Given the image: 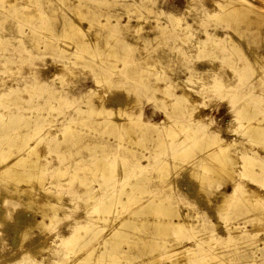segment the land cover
I'll return each mask as SVG.
<instances>
[{
	"label": "rangeland",
	"instance_id": "obj_1",
	"mask_svg": "<svg viewBox=\"0 0 264 264\" xmlns=\"http://www.w3.org/2000/svg\"><path fill=\"white\" fill-rule=\"evenodd\" d=\"M36 1L15 0L20 7L22 5L30 6L23 11L21 9L17 10V15L15 12V14L10 12L12 5L6 7L1 5L3 2L0 1V16L3 17L5 14L10 13L7 18L0 19V86L3 85L5 87L14 84L19 89V92L10 97L22 98L23 96L22 99L24 100L22 102L25 105L21 102V107L17 108L15 106L17 103L15 102V105H12L13 107L9 108V111L25 110L23 112H28L37 109L45 115V118L40 123L32 122L28 126L29 129L38 126H41L43 131L51 126L56 129L53 130L57 131L56 136L54 135L55 137L51 134L42 140V143L45 142L46 146H43L41 160L46 162V167L43 169L41 175L43 183H45H42V185L46 186L45 188L51 192L54 191L52 193L60 195L59 198H61L63 206L57 213L51 214L53 221L51 218L45 219L46 228H31V235H27L21 245L15 239V217L22 212L32 215L34 214V209L28 203L21 202L18 197L16 198L10 194H5V196L3 193L5 187L0 182V211L3 214L0 217V264H13V262L14 264H19L18 262L26 264L32 260L35 261L33 264H72L73 258L79 254L92 253L94 256L97 255L96 250L94 252L91 251L94 248L98 249L97 252L101 254L102 249L100 247H103L105 244L101 246L99 244L103 240V237L108 238L115 226L124 219V215L127 217L130 214L132 208L139 206V209L149 210L156 207L160 208V206L167 207L169 204L170 207L174 205V208L179 209V211L189 212L190 216L187 215V217L190 218L192 216V225L186 226V229L184 227L177 235H175L176 233L174 235L162 234L158 236V239L155 232L157 222L164 217H168L164 214L148 213L138 220L139 228L133 230V233L139 236L149 233L151 239H158L159 243L162 244L160 250L153 252L152 248L148 247V243L144 245L141 241H138V247L134 252L121 256L120 259L111 258V252L117 251L123 245L126 249L128 247L124 242H116L109 248L110 253L105 252L104 261L106 262L96 260L92 262V255H90L91 262L89 264H142L143 262H148V260L150 261L152 256L156 257L179 247H182V250L187 245H189L190 250L191 248L193 250H191L192 253L186 254V259L182 261L183 264H191L189 259H194L195 256L202 257L204 252H207L201 250L205 244L196 246L200 237L202 239L208 233L218 230L223 233V240L220 237L215 242L216 244L213 242L215 246H209V243H207L204 247H216V249L213 248L214 251L211 250L212 253L222 254L224 257L222 261L215 262L217 260L212 259L213 261L211 260L204 264H264V243L259 240V238L264 237V234L260 233L254 239L241 235V238L237 236L238 238L233 239V236L229 237L228 228L226 227L227 224L229 227L230 224L234 226L239 223L242 225V228L245 226L244 229L249 228L252 230L258 227L261 228L264 225V220L258 221L251 218L252 214L247 216V213L240 212L237 210V206L234 207L231 204L227 205L226 211L217 212V207L215 206L217 196L213 194V191H220L223 188L229 191L233 189V183L227 181L229 180V177L226 176L227 172L221 171V176L216 178L217 180L204 179V188L209 191V194H206L207 197L211 198L210 201L196 194L197 190L194 189L193 185H190L192 180L187 177L189 169L196 168V166L192 165L195 161L194 159H196L195 157L201 156L205 151L217 147L221 143L231 142L232 139H237L245 145L235 146L233 152L239 153L244 150H250L255 153V156L259 155L264 159V146H262L264 145V141H253L251 134L245 131L246 124H249L250 121L252 122L258 117L261 118L262 116L261 123H263L264 112L260 111H264V99L262 100L264 98V81L259 80L261 72H250L245 67L241 69V73H236L237 76H235V73H231L232 67L229 66V63L222 62L217 57L219 54L231 53L236 60V66L244 64L239 60L240 54L233 53L234 50L231 49V44L229 45L226 41H221L216 45L207 46L205 53L204 51L196 52V48L194 47L196 43L195 38L190 42H188L189 39L186 41V38L178 39L174 32L175 30L173 31L176 26L172 24L171 19L166 17L167 13L173 12L183 16L182 22L184 24L193 20L192 24L198 27L197 34L195 35L200 34V36H204L205 32L201 30L213 26H217L223 31L229 29V26H225L223 22H221L222 25L220 24L221 19L213 17L214 11H221V7L214 5L212 0H67V3H65L66 0H49L50 2L38 0L35 3ZM251 1L257 3L258 6L264 4V0ZM70 2L72 3L70 4ZM85 3L87 5L92 4V7L95 5L98 8H102L103 12L107 14H121L123 22H127L130 18L131 22L135 25L138 24V26H133L132 28L131 26L124 27L125 30L123 28L119 29L120 32L119 34L117 33L114 40L108 42L112 43V46L115 45L120 48L119 53L121 57L119 56L118 59L114 56L106 55L104 60L98 51H93L94 53L81 52L83 55L78 52L76 53L79 50V45L75 42V39L83 34L72 29H70L72 31L66 32L67 35L71 33L72 36L69 34L66 37L63 34L62 25L67 20L72 19L77 25L85 26L86 37L90 41H93L96 36L92 32L96 28H98L97 30L100 29L102 34L99 36V40L104 45L106 44L103 32H107L109 29L97 25L100 23V20L105 19V15L98 16V19H96L95 16L97 15L87 13L89 14L87 17L93 21L91 22L93 25L89 26V19L80 20L82 18L78 17L70 8L73 5L80 4L83 7V11L89 10V6H85ZM262 6L264 7V5ZM18 11H22L25 15L27 13H38L41 18L40 16L36 18L23 17V14L19 16ZM112 19L115 20V17L113 16ZM158 21L166 24L167 28L164 34H159L155 38L160 28H151V25L156 24ZM39 23L53 24L56 33L48 34V39L46 38L47 36H41V39L31 41L33 33L30 30ZM128 28L130 30H126ZM41 31H44L46 34L43 28H41ZM21 32L27 34L22 33V35ZM124 36L126 37L124 38ZM149 37L151 38L150 40L148 39ZM91 44L93 43L91 42ZM262 44L260 43V45ZM93 45L95 46V44ZM252 45L255 44L252 43ZM107 47H110V45H107ZM191 48L192 51H189ZM183 49L185 52L182 51ZM187 49L188 51H186ZM161 51H164V53ZM149 56H155V58L148 60L147 57ZM149 62L153 63L154 66H150ZM210 62L211 64H209ZM57 64L61 67L64 65L63 68L65 69L57 73ZM208 64L211 68H206ZM219 66H223L222 71H218L217 67ZM220 72L228 75L226 77H230L232 82L241 80L240 84L236 83V85L238 84L237 87L235 85L233 87L232 83H230V87L228 85V87L224 86L226 89L224 87V89H220L219 85L216 87L212 80ZM97 79H100V81ZM109 80L113 83H108ZM117 81H121L122 84H117ZM211 82H213V85ZM182 85L195 92L190 97L191 99L178 97V100H176L177 95L181 93ZM90 88H96V94L92 92L88 93L87 91ZM130 88L138 91L139 95H137L136 91H131ZM172 92L173 94H177L176 98H174L175 95ZM100 93L102 97L99 95ZM126 96L129 99L126 103L122 102V104L125 103L129 106L119 104L118 98ZM149 96L154 97L155 100L150 99L148 101ZM11 98L6 100V103L10 102ZM192 98L193 100H197L193 102ZM131 99H136V101ZM103 106L112 108V111L102 112L101 108ZM141 106H143L142 116L151 121H159L161 123L159 124L160 128L142 127L138 132V135L141 136L140 144L126 142V139H120L116 133L115 135L114 132H111L113 120L122 121L128 118L127 113L137 112ZM236 109H240L243 113L245 111H253L259 112V114L250 118L244 115L241 116L240 114V118H238L237 114L239 115V113H236ZM62 112H66L69 117L70 115L71 117L74 115L81 124L82 122L84 124L86 122L90 124V127H93L88 129L90 134L83 133L70 148L61 142L66 135L62 125L65 123L64 120L67 122L68 119V117L61 116ZM58 119L60 120L58 121ZM104 119H111L110 125L106 122L108 126L104 122L100 123ZM166 121L167 123H165ZM84 124L82 125L84 126ZM203 125L207 126V128L195 135H201V138L204 135V138L197 140L198 143L194 145L193 137L188 133L192 129L197 130L196 127ZM169 127L176 131L175 135L168 131ZM182 128H186L187 130L183 131ZM211 129L219 130L216 131L217 133H213L210 132L212 131ZM178 137H182V145H179V143L176 145L179 141L178 139H180ZM58 141L59 143H57ZM215 141L218 142L216 143ZM210 142L215 144L211 143L213 144L211 145ZM102 144L105 146H102ZM188 148L189 150H187ZM14 149L16 151L15 154L23 152V150L17 151L16 148ZM142 153L147 154L155 161V164L147 167L146 170L134 171L132 173L130 183L140 182L142 190H135V197L130 195L123 202L113 203L111 205V214L108 213V215L114 221L105 223L103 228H97L98 233L93 231L94 228L78 232L77 237H79V240H86L88 242L87 245L75 246L74 251L78 252L77 254L76 252L74 253V255L76 254L75 256L72 253H69V256L66 255L69 244L66 241H62V239L65 235H69L71 226L80 219L81 222H99L100 215H104V213L100 210L99 212H95L93 208L97 205L100 194L104 192L105 195L113 193L114 196L118 193L122 186L119 177L124 173L121 170L123 168L132 169V164L141 157ZM98 157H102L103 160L98 162ZM108 161L114 163L109 164ZM159 161H162V163H159ZM237 165L234 167L238 170L235 172L236 178L239 177L238 179L241 181L245 180V183H254L255 181L252 180V176H242V162L239 164L242 166L239 167ZM101 168H115L117 170L116 172L107 174ZM239 169L241 170L239 171ZM92 170H96V174L92 173ZM198 170H201V168L199 167ZM211 173V171H204L206 175ZM103 177L108 180H105ZM254 177L258 178L259 175H255ZM259 179L262 180L261 177ZM193 183L196 182L193 181ZM30 184L35 189H40L39 187H41V183L36 182V180H31ZM97 187L98 189H96ZM100 187L105 190H101ZM126 188L131 190L129 185ZM89 191L92 193H88ZM96 193L99 196H96L98 199L94 197ZM156 193L163 198V201L158 200L159 197L154 198L158 200L157 202H160L159 204H154L155 200H151V198L157 196ZM29 197L30 195L27 191L22 194L23 200ZM237 200L241 201L243 199L240 197ZM252 200L253 198L246 204L249 210H253L256 207V204L252 203ZM144 201L145 203H143ZM171 214H174V211ZM35 216L37 219H42L39 212ZM119 216L122 217L119 218ZM174 216L176 217L175 214ZM153 221L155 222L153 223ZM215 223L216 225H214ZM103 229H105L104 233L102 232ZM165 240L168 242L165 243ZM79 249L81 250L78 251ZM59 260L61 261L59 262ZM172 263V259L165 258L160 259L155 264ZM80 264L86 263L82 260Z\"/></svg>",
	"mask_w": 264,
	"mask_h": 264
},
{
	"label": "bare ground",
	"instance_id": "obj_2",
	"mask_svg": "<svg viewBox=\"0 0 264 264\" xmlns=\"http://www.w3.org/2000/svg\"><path fill=\"white\" fill-rule=\"evenodd\" d=\"M0 1L3 2L1 5H4L6 7L8 5L9 6L12 5L11 10L10 9L9 10L13 14L16 13V15H17V12H16L17 10L21 9L23 11L26 8L30 7L27 5H22L20 7L19 4L17 2H15V0L14 1L0 0ZM37 1L35 3H37ZM47 1H49V0H47ZM212 2L214 5L221 7V11L220 10H215V11L213 10L214 11L213 17L215 16V18L217 17V18L221 19L220 24H221V22H223L225 24V26H229V29L223 31V30H220L217 26L216 27L213 26V27H210L208 29L206 28L204 30H201V31L205 32V34H204L205 37L200 36V34L195 35V34H197V30H198L197 28L198 27H197V25L195 26V24H192L193 20H192V22H188V23L186 22V24H184L182 22L184 19L183 16L177 15L173 12L167 13L166 17L171 19L170 21L173 22L172 24H174L176 26V28H174L173 31L175 30L174 32H175L177 38L178 39L179 38H184V39L186 38V41L189 39L188 42L192 41L193 38H195L194 40L196 41V43L194 44V47L196 48V52H201V51L203 52L204 51V53L206 52L207 46L216 45L221 41H226L229 45L231 44L230 47L232 50H234L233 53L236 52V54L237 53L240 54V57H239L240 62H243L245 64V66H244V64L236 66L235 65L236 60L234 59V56L231 53L219 54L217 57L220 58V60L222 62H228L229 66L232 67L231 73H233V74L235 73V76H237L236 73H241V69L246 67L248 70H250V72L252 71L255 73L257 71H260L261 74L259 75V80L264 81V50L261 51L262 49H264V9H263L264 7L262 6L264 4H262L261 6L260 5L258 6L257 3H254L251 0H212ZM65 3H67V0L65 1ZM71 3L72 2H70V4ZM105 3L110 5L107 2H105ZM80 4L73 5V7L72 6L70 7L71 10L78 17L80 16V18H82L80 20L89 19L87 17L89 14H87V13L97 15V16H95L96 19H98V16L105 15V17H104L105 19L100 20V23L97 25H99L100 27L105 28V29L108 28L109 30L107 32H103L104 38L106 39V44H105L106 46H105L104 43H101L99 40V38H100L99 36L102 34L100 29L97 30L98 28H96V30L94 32H92V34L96 35V36L93 39V41L92 40L90 41L89 38L86 37V31L84 28L85 26L82 27L80 25H77V23L75 21H73L72 19L67 20L65 22V24L62 25L63 34H65L66 37H68L69 34L71 35V33H69L67 35L66 32L72 31V30L83 34L80 37H77V39H75L76 40L75 42L79 45V47H78L79 50L76 51V53L78 52L81 55H83L81 52L86 51V52L94 53L93 51H98L100 53V55L103 56L102 58L104 60H105L106 55L114 56L116 59H118L119 56L121 57V55L119 53L120 48L115 46V45L112 46L111 45L112 43H108V42L114 40V37L117 35V33L119 34V32H120L119 29L120 30L122 28L124 29V27H127V26H131V28H132L133 26H138V24L135 25L133 22H131L130 18L128 19L127 22H123L122 18H121L122 17L121 14H118V15H116V14L113 15L111 13L107 14V13L103 12L102 8H98L95 5H94V7H92V4H89V5H87V3H85L86 5L82 4V5H85L87 7L89 6L88 7L89 10L83 11L82 10L83 7ZM114 4H116V3H114ZM22 7H24V8L22 9ZM187 7H186V9H188ZM22 11H20V12L18 11L19 16L21 14H23L22 15L23 17L28 16V18L29 17H31V18L35 17L36 18L37 16H40L38 13H34V14L27 13L25 15ZM74 13H73V15H74ZM8 15H10V13L5 14V16H3V17L0 16V19L7 18ZM42 15H45V14H42ZM113 16L115 17V20L112 19ZM40 18H41V16H40ZM219 19H218V22H219ZM88 22L90 23L89 26L93 25V23H91V22H93L92 19H89ZM154 27H157V29L160 28V31L159 32L157 31L158 33H156L155 38H157L159 34L160 35L164 34L166 32V28H167L166 24L161 23L159 21L156 24L151 25V28H154ZM41 28H43L45 30L46 34L44 33V31L43 32L41 31ZM70 29H72V30H70ZM124 30H123V32H124ZM126 30H130V29L128 28ZM18 31H19V29H18ZM30 31H31V33H33L31 41H34V40L37 41V40L41 39V36L46 37L50 33H54V34L56 33V30H55L53 24L49 25L47 23L36 24V27L34 26L33 28H31ZM22 33L23 32H21V34ZM26 34L27 33H25V35ZM28 36H29V34H28ZM125 37L126 36H124V38ZM46 38L48 39L49 37L47 36ZM148 39L150 40L151 38L149 37ZM175 39H176V37H175ZM91 42L93 44H95V46L93 44H91ZM252 43H254L255 45H252ZM260 43H263V44L260 45ZM107 45L108 46L110 45V47H107ZM167 46L169 47V45H167ZM164 51L163 52L161 51V52L164 53ZM169 51H170V48H169ZM182 51L185 52L184 49ZM186 51H188V49ZM189 51H192V48H191V50L189 49ZM250 55H251V57H250ZM154 58H155V56L147 57L148 60H152ZM149 64H150V66H154L153 63H151V62H149ZM209 64H211V62ZM209 64L206 65V68H211V66ZM212 64H214V63H212ZM63 66L61 67L60 65H58L57 73L60 70L65 69V68H63ZM217 69H218V71H222L223 66L222 67L219 66V67H217ZM99 76H101V75H99ZM226 76H228V75H226L223 72L217 73V75L214 77V80H212V81H214L216 87H218V85H219L220 89H224L225 88L224 86H227V85L229 86L230 83H232L233 87H234V85L237 87V85L240 84L241 80L238 82H235L237 80L232 82L230 77L227 78ZM97 80L100 81V79H97ZM106 82H107V80H106ZM106 82H105V84H106ZM108 83L112 84L113 82L111 80H109ZM211 83L213 85V82H211ZM236 83H238V84L236 85ZM117 84H122V82L117 81ZM13 85L14 84L9 85V86H5V87L3 85H2L3 87L0 86V182L5 187V190L3 191L4 195L10 194L16 198L18 197L21 202L28 203L34 209V214H32V215H29L26 212H22L15 217V223H14L15 235H16L15 239L18 241L19 244L22 245L23 240H25L26 236L31 235V232H30L31 228L39 227L42 229V228L47 227L45 219L51 218V220H52L51 214L57 213V211L63 206V204H62L63 202H62L61 198H59L60 195H58L56 193H52L54 191L51 192L50 190L45 188L46 186L44 187L42 185L43 177L41 175L43 169L46 167V162H43L41 160L43 146H46V144H44L45 142L42 143V140H43V138H47V136L48 135L50 136L51 134L53 136L54 135L56 136L57 131H53L55 129V128H53V126L46 128V130H44V131H43V128L41 126L31 127L30 129L28 128V126H30L32 122L40 123L41 120L45 118V115L40 110L36 109V110L28 111V112H23L25 110L9 111V108L13 107L12 105H15V102L17 103V105H15V106H17V108L21 107L20 104H21L22 100H24V99H22L23 98L22 95H21L22 98H19V97L11 98L10 97L11 95H14L17 92H19L18 91L19 89L17 88V86H15V85L13 86ZM183 85H182L181 93H179L178 95L173 94V92H172V94L175 95L174 98H176V95H177L176 100H178V97L191 99L190 97L192 96V94L195 93ZM232 85H231V89H232ZM101 87H103V86H101ZM95 89L90 88L87 92L88 93L92 92V93L96 94ZM227 89H230V88H227ZM130 90L133 92L136 91L135 89H131V88H130ZM197 92H198V90H197ZM136 93H137V95H139L138 91H136ZM85 94H87V93H85ZM99 95H101V97H102L101 93ZM10 98H11L10 102L6 103V100H8ZM128 99H129L128 96H126L123 98H118L117 101L119 102V104L127 106L128 104L126 105L125 103L127 102ZM148 99L147 100L150 101V99L152 100V99H154V97L152 98L149 96ZM263 99L264 98H262V100ZM131 100L136 101V99H131ZM196 100L197 99L193 100V98H192L193 102H195ZM18 102H20V103H18ZM122 102H125V103L122 104ZM137 102H138V100H137ZM129 103H131V102H129ZM23 105H25V103H23ZM53 105L55 106V104H53ZM125 106H123V107H125ZM142 108H143V106H141L140 110L137 112L127 113L128 118H125L122 121H120V120L114 121L113 120L114 123H112V127L110 129L111 132H114V134L116 133L117 136L120 137V139L121 138L126 139V142H131L132 144H140L141 136L138 135V132L140 129H142V127L160 128L159 124H161V123H159V121H151V120L144 118L141 114L142 110H143ZM122 110H124V109H122ZM101 111L102 112L112 111V108H110L108 106H103L101 108ZM235 111H237L236 113H239V115L237 114L238 118H240V114H241V116L244 115L247 118H250L251 116L254 117V116L259 114V112H253V111H247V112L245 111L243 113V111L241 112L240 109H238V110L236 109ZM260 112H264V111H260ZM109 113H111V112H109ZM260 114H262V113H260ZM61 116L62 117L64 116L66 118L68 117L67 122H66V120H64L65 123H63V125H62V128L66 132V135H65L64 139L61 140V142L66 144V146L69 148L74 145L75 140L79 139V137H81L83 133H85V134L89 133L90 134V132H88V129L93 128V127H90V124H88L86 122H85V124L82 122V124H84V126H83L81 124V122H79L74 117V115H72V117L70 115V117H69V116H67L66 112H62ZM259 116H261V115H259ZM62 117H60V118H62ZM168 117H169V115H168ZM261 118H262V116H261ZM261 118L258 117L255 120H253L252 122L250 121L249 124H246V126H245L246 127L245 131L247 133L249 132L251 134V139L255 142H258L259 140L264 141V125H262L264 123V119H263V123H261L262 122ZM59 120L60 119H58V121ZM111 121H112L111 119H109V120L104 119V121H100V123L104 122V124L108 123V125H110L109 123H111ZM100 123H98V124H100ZM165 123H167V121ZM93 125H94V123H93ZM108 125L106 124V126H108ZM162 126H164V125H162ZM186 128H182V130L186 131L187 130ZM206 128H207V126L203 125V126L196 127L197 130L192 129L191 131H189L188 134L191 137H193L192 140L194 141V145L196 143H198L197 140L204 138V135H203V138H201L200 137L201 135L198 136L195 134H197L199 131H204ZM211 130L212 131H210V132L217 133L216 131H218L219 129H211ZM168 131L171 132V134H174V135L176 134V131L174 129H171L170 127H169ZM39 134H41V135L38 136ZM218 134H219V132H218ZM248 136H249V134H248ZM178 138H180V139H178L179 141L177 142L176 145H178V143H179V145H182V137H178ZM217 140L219 141V139H217ZM211 141H213V140H211ZM213 142H210V144ZM57 143H59V141ZM213 144H215V143H213ZM213 144H211V145H213ZM183 145H185V144L183 143ZM238 145L245 146V145H243V142H241L237 139H235V140L232 139L231 142L227 141V142H224V143L217 145V147H214L212 149L210 148L209 150L207 149L208 151H205L204 154H202V155L200 154L201 156L195 157L196 159H194L195 161L192 163V165L194 167L196 166V168L189 169V171L187 172V177L190 180H192L190 185H193L194 189L197 190L196 194H199L201 197H205L208 201H210L211 198L207 197V194H206L209 191L206 190V188H204L205 187V185L203 183L204 179H206V178L209 180L216 179V178L221 176L220 175L221 171L222 172L226 171L227 172L226 176L229 177V180H227V179L226 180L231 181L233 183V189L231 191H229L228 189L226 190V188H223L220 191L219 190L218 191L216 190V192H215V190L213 191V194H215V196H217V200H215L216 201L215 206L217 207V212H220L222 210L226 211L227 205L231 204L234 207L237 206L236 208L240 212L247 213V216L252 214L251 218H254L258 221H261V220L263 221L264 220V191H262V190L264 189V181H263V179H264L263 178L264 177V159L261 158V156H259V155L255 156V153L251 152L250 150H244V151L239 152V153L233 152L234 151L233 148L235 146H238ZM54 146H55V144H54ZM102 146H105V145L102 144ZM172 146H174V145H172ZM262 146H264V145H262ZM14 148H16L17 151L23 150V152L15 154L16 151ZM132 150H134V149H132ZM187 150H189V148ZM165 153H166V151H165ZM235 153H237V154H235ZM102 160H103L102 157H98V159H97L98 162L102 161ZM144 160H146V162H144ZM191 162H190V164H191ZM241 162H242L243 166L239 165V164H241ZM108 163L112 164L114 162L108 161ZM159 163H162V161H159ZM164 163H165V161H164ZM153 164H155V161L152 158H150L147 154L142 153L141 157L138 158L136 160V162L132 164V166H133L132 169L123 168L121 170L122 172L124 171V173H122L121 176L119 177V181L122 183V186L120 187V190L118 193H116L114 196H113V193L105 195V192L100 194L99 193L100 191L98 190L99 191L98 193L100 194V199H99L97 205H95V207L93 208V210L95 212H99V210L103 211L104 215H100L98 223H95L92 221L90 223L89 222H81V219H80L79 221L77 220L76 223H74L71 226L69 235H67V236L65 235L66 237L64 236L62 239V241H66V243L69 244V248L67 249L68 253L65 252L66 255L69 256L71 253H72V255H74L75 252L77 254L78 252L74 251L75 246H78V245L82 246L84 244L87 245L88 242H86V240L85 241L79 240V237H77L78 232H80L81 230L86 231L88 229L94 228L93 231H95V233H98L97 228H101V227L103 228V226H105V223H108L110 221H114V219L112 220L111 216L108 215V213L111 214V211H112L111 205L113 203L116 204L119 202H123L127 196L131 195L132 197H135V190H142L140 182L136 181V182L130 183V180L132 179V175H133L132 173L134 171L136 172L139 170L144 171L147 169V167L152 166ZM235 164L236 165L238 164L237 166H239V167L240 166L243 167L242 170L239 169V171L241 170V174L243 177L252 176V180L257 182V184H255V182L254 183H249V182L245 183V180L241 181L238 179L239 177L236 178L235 172L237 169L234 168L236 166ZM84 167H85V165H84ZM199 167L201 168V170H198ZM101 170L107 172V174H111L113 172H116L117 169H115V168L114 169L101 168ZM92 171H93L92 173H94V174H96V172H97L96 170H92ZM204 171H211L212 173L206 175V174H204ZM255 175H259V177H261L262 180H260L259 177L258 178L254 177ZM102 176H104V175H102ZM103 178L105 179V177H103ZM31 180H36V182L37 181L40 182L41 183V185H40L41 187H39L40 189H35L30 184ZM193 181H195L196 183H193ZM227 181H226V183H227ZM24 183H26V184L23 185ZM43 184H45V183H43ZM127 185L130 186L131 190L126 188ZM261 186H263V188H261ZM98 187L96 189H98ZM100 189L105 190V189H102L101 187H100ZM25 191L28 192L30 197L23 200L22 194ZM108 191L110 192V190H108ZM95 192H97V191H95ZM88 193L91 194L92 192L89 191ZM88 193L86 192V194H88ZM156 194H157V196H154L153 198H151V200H155L154 198L159 197L158 200L163 201V198L161 196H158L159 195L158 193H156ZM211 194H212V192H211ZM94 195H95L94 197H96L97 193ZM97 197H99V196H97ZM240 197L243 200H241V201L237 200V198H240ZM252 198H253L252 203H255L256 207L253 210H249V208H247L246 204H248L249 200ZM158 200H155L154 204H156V203L159 204L160 202H157ZM143 203H145V201ZM135 204H137V203H135ZM169 205L167 207L166 206L165 207L160 206V208L156 207L157 209L151 208L149 210L148 209L147 210L139 209V206H137V208H135V207L132 208L130 214L127 217L124 215V219L121 220V222L118 223L115 226V228L113 227L114 230H113L112 234L109 233L111 235L108 238L103 237V240H101V243L99 244V246L105 244V245H103L104 248L100 247L102 249L101 254H100V252H97L98 249L94 248V250H91L89 248L92 252H94L96 250L95 252L97 253V255L94 256L92 253H87V254L84 253L82 255L79 254L74 258L72 257L73 258L72 264H80V262L82 260L85 261L86 264H89L91 262V259L89 258L90 255H92V262H95V260L96 261H104L105 256H106L105 252L110 253L109 248L111 247V245L113 243H116V242L117 243H123L124 242L125 244L128 245V247L126 249L123 247L124 246L123 245L122 246L123 249L120 248L115 252H111L112 253V255L110 256L111 258L115 257V258L120 259L121 256L130 254V252H134L138 247L137 246L138 241H141L142 244H144V245L148 243L149 244L148 247H151L153 252L160 250L162 247V244L159 243V240H158L159 237L158 236H160L162 234L163 235H170V234L174 235L175 233H176L175 235H177L178 233H180V231L184 227L186 229L187 228L186 226L192 225L191 224L192 219H193V218H191L192 216L190 218L187 217V215H189L188 214L189 212L185 213V212L179 211V209L174 208V205H173V207H170ZM231 205H230V207H231ZM173 211H174V214L176 215V217L174 216V214H171V212H173ZM38 212L41 214L42 219L36 218L35 215ZM148 213L160 214V215L164 214L168 217V218L164 217L163 219H161L157 222L155 232L157 234L156 236L158 237V239H153V238L151 239L149 233H147L146 235L144 234V236H139L138 234L133 233L134 229L139 228L138 220H140L141 217H143L144 215H146ZM2 215L3 214L0 211V217H2ZM120 217H122V216H119V218ZM94 219H96V218H94ZM154 222L155 221H153V223ZM245 222H247V221H245ZM201 224H202V222H201ZM253 224L255 225V223H253ZM214 225H216V223ZM227 225H226V227L228 228L227 232H229V237L233 236L234 237L233 239L238 238L237 236H239V238H241L240 235L243 237H246V236L252 237L251 239H254V238H257V236L260 233L264 234V225L261 228L258 227L257 229H252V230L249 228L244 229L245 226H243V228H242V225H240L239 223L237 225H234V226H231V224H230L229 227ZM227 228H226V230H227ZM105 229H103V231H102L103 233H104ZM130 231H131V233H129ZM102 232H101V234H102ZM222 235H223V233L219 230L216 232L213 231V233H208L205 236L206 238L204 237L201 239V237H200V239L197 243L198 245L196 244V246H201V244L206 245L207 243H209V246H215L213 244V242L215 243L220 237L222 239L224 237V236L222 237ZM227 236H225V237H227ZM259 240L263 241V243H264V237L259 238ZM37 242H38V240H37ZM37 242H35V243H37ZM164 242L167 243L168 241L165 240ZM211 244H213V245H211ZM204 246H202L201 250L203 252L204 251H207V252H204V255L202 256L203 258L201 256L200 257L195 256V258L193 257L194 259H189L191 264H204L205 262H210L212 259L217 260L215 262L222 261L224 255H222V254L218 255L217 253H212V251H214L213 250L214 247L211 248V247H204ZM144 247H146V246H144ZM178 247H179V245H178ZM181 248L179 247V248L171 249L170 251H167L164 254L162 253V254L157 255V256L155 255L156 257L152 256V259L150 258V261L148 260L149 263L143 262L142 264H147V263L148 264H155L160 259H165V258L172 259L173 260L172 264H183L182 260L186 259L185 255L192 253L191 250H193V249L191 248V250H190L189 245L183 247V249H182L183 251L181 250ZM214 249H216V247ZM80 250L81 249H79L78 251H80ZM196 252H195V254H196ZM88 254H89V256L87 257ZM190 256H191V254H190ZM60 261L61 260H59V262ZM34 262L35 261L32 260L30 263H26V264H33ZM104 262H106V261H104ZM18 263L21 264V262H18ZM13 264H14V262H13Z\"/></svg>",
	"mask_w": 264,
	"mask_h": 264
}]
</instances>
